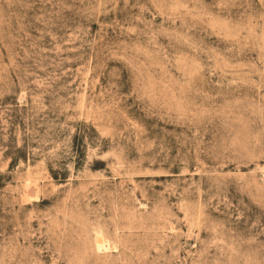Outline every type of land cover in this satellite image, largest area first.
Returning a JSON list of instances; mask_svg holds the SVG:
<instances>
[{"label":"rangeland","instance_id":"rangeland-1","mask_svg":"<svg viewBox=\"0 0 264 264\" xmlns=\"http://www.w3.org/2000/svg\"><path fill=\"white\" fill-rule=\"evenodd\" d=\"M0 264H264V0H0Z\"/></svg>","mask_w":264,"mask_h":264}]
</instances>
